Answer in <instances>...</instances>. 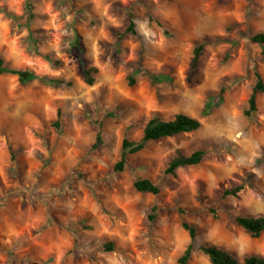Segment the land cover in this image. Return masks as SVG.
Returning a JSON list of instances; mask_svg holds the SVG:
<instances>
[{
  "label": "rangeland",
  "instance_id": "rangeland-1",
  "mask_svg": "<svg viewBox=\"0 0 264 264\" xmlns=\"http://www.w3.org/2000/svg\"><path fill=\"white\" fill-rule=\"evenodd\" d=\"M256 33L264 0H0L4 65L62 81L0 75V264H180L182 221L196 245L264 256V232L252 238L235 222L264 216V93L244 115L255 74L264 79ZM176 113L201 127L148 142L115 169L124 138ZM196 150L200 164L164 172L177 151ZM139 178L159 194L137 192ZM239 185L238 197L222 195ZM187 264L211 263L196 251Z\"/></svg>",
  "mask_w": 264,
  "mask_h": 264
},
{
  "label": "trees",
  "instance_id": "trees-1",
  "mask_svg": "<svg viewBox=\"0 0 264 264\" xmlns=\"http://www.w3.org/2000/svg\"><path fill=\"white\" fill-rule=\"evenodd\" d=\"M5 15L12 18L13 14L5 12ZM32 14H30L31 16ZM124 33H134V24L132 21L129 22ZM250 39L257 43L264 42V34L256 33L250 37ZM201 52V46H198L193 51V57L191 60L190 71L193 72L196 68L198 57ZM44 59L48 62H51L50 56H43ZM57 63V62H56ZM98 70L95 67L82 68L81 73L85 84L88 86L93 85L94 75L97 74ZM2 74H12L17 77V80L21 84L29 83L33 80H40L43 83L49 85H57L62 83L58 79H45L44 77L37 76L34 72L30 70L22 69H12L4 65V61L0 58V75ZM256 80L252 87L251 93L248 98V108L244 111L246 117H250L253 112L256 111V96L257 94L264 93V79L260 76L259 73L255 74ZM130 82L134 83L132 78ZM56 129H59L60 125L58 120L53 123ZM201 127V122L191 116H188L183 113H176L168 119H162L158 116H153L148 121L145 122L142 128V135L138 141H130L127 138L122 140V154L120 160L116 163L115 169L121 171L125 163L126 153H137L141 151L146 143L151 141H156L168 137H173L182 133H190L198 130ZM101 144V139L98 136L96 138L95 147ZM205 155L203 150H196L190 154H184L181 151H177L175 155L171 158L168 163L167 168L165 169L166 174L174 175L178 169H183L191 166H196L201 163ZM11 158H13V153L11 152ZM133 188L140 193H148L152 195H158L160 192L159 186L146 178L136 179L133 183ZM243 190V186H234L230 187L223 191V196L227 197H238L239 193ZM155 206L151 207V212L148 215V219L153 220L155 215ZM213 212V210H212ZM236 224L250 237L258 238L264 232V216H251V217H241L238 216L235 218ZM181 226L184 230L188 232L189 243L179 258L180 264H187L193 254L196 251H200L205 255L211 264H264V256L260 255H248L245 256L242 260H238L229 252L213 245L210 243H203L196 245L195 240L197 237L196 227L191 225L186 221H182ZM103 251L111 252L115 250V245L112 241H107L102 244Z\"/></svg>",
  "mask_w": 264,
  "mask_h": 264
}]
</instances>
